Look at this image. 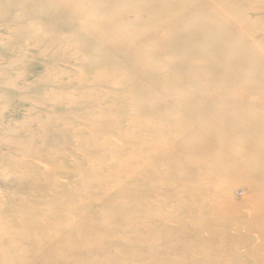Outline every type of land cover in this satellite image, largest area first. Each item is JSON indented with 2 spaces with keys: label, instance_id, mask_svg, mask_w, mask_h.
Masks as SVG:
<instances>
[{
  "label": "rangeland",
  "instance_id": "obj_1",
  "mask_svg": "<svg viewBox=\"0 0 264 264\" xmlns=\"http://www.w3.org/2000/svg\"><path fill=\"white\" fill-rule=\"evenodd\" d=\"M0 264H264V0H0Z\"/></svg>",
  "mask_w": 264,
  "mask_h": 264
},
{
  "label": "bare ground",
  "instance_id": "obj_2",
  "mask_svg": "<svg viewBox=\"0 0 264 264\" xmlns=\"http://www.w3.org/2000/svg\"><path fill=\"white\" fill-rule=\"evenodd\" d=\"M158 68V67H157ZM166 81V80H165ZM238 82V81H237ZM241 82V81H240ZM234 83V82H233ZM235 84V83H234Z\"/></svg>",
  "mask_w": 264,
  "mask_h": 264
}]
</instances>
